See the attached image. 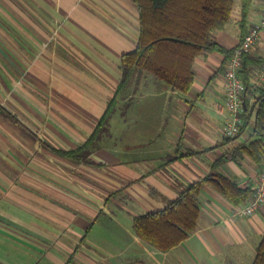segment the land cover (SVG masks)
<instances>
[{
    "label": "crops",
    "instance_id": "0c3cea01",
    "mask_svg": "<svg viewBox=\"0 0 264 264\" xmlns=\"http://www.w3.org/2000/svg\"><path fill=\"white\" fill-rule=\"evenodd\" d=\"M139 18L134 0H0V236L52 264H252L264 204L236 216L239 206L207 179L253 189L264 165L233 155L254 136L264 31L246 56L257 65L236 138L225 133L224 93L226 53L264 18V0L245 23L235 0L230 22L215 32L226 53L198 57L185 93L151 75L136 94L118 93ZM128 98L125 108L111 107ZM107 110L88 159L63 155L86 145ZM197 182L200 213L186 239L164 252L136 235L135 217L163 211Z\"/></svg>",
    "mask_w": 264,
    "mask_h": 264
},
{
    "label": "trees",
    "instance_id": "16d2710c",
    "mask_svg": "<svg viewBox=\"0 0 264 264\" xmlns=\"http://www.w3.org/2000/svg\"><path fill=\"white\" fill-rule=\"evenodd\" d=\"M134 1L139 11L140 35L135 50L122 56V77L118 93L131 90L136 94L145 75H151L181 92H188L196 77L195 60L214 51L226 53L216 41L215 32L224 29L230 22L235 0ZM255 1L257 0H240L244 23ZM230 53L231 51L226 53V59ZM253 65L257 64L245 57L240 71L245 94L250 89ZM257 105L254 136L239 145L233 151V155L246 154L254 162L262 163L264 161V94L257 101ZM110 112L107 110L86 145L76 151L65 152L63 155L74 160L86 161L92 144L106 131ZM242 119L246 120L245 115H242ZM244 126L242 123L239 134ZM207 180L211 181L235 206L247 204L253 195V189H241L234 181L221 175L211 174ZM201 186L202 182L194 183L163 211L135 217L133 229L136 235L152 247L164 252L186 239L195 230L199 218L198 196ZM252 264H264V237Z\"/></svg>",
    "mask_w": 264,
    "mask_h": 264
},
{
    "label": "built area",
    "instance_id": "2783aa9c",
    "mask_svg": "<svg viewBox=\"0 0 264 264\" xmlns=\"http://www.w3.org/2000/svg\"><path fill=\"white\" fill-rule=\"evenodd\" d=\"M264 31V18L253 24L242 37L239 44L231 51L225 63V101L230 113V120L226 127V135L230 138L240 133L242 115L245 113V85L240 78V71L245 57L253 49L254 45ZM264 204V165L261 168L257 183L253 188V195L250 201L239 206L235 215L239 217H251Z\"/></svg>",
    "mask_w": 264,
    "mask_h": 264
},
{
    "label": "rangeland",
    "instance_id": "374dc122",
    "mask_svg": "<svg viewBox=\"0 0 264 264\" xmlns=\"http://www.w3.org/2000/svg\"><path fill=\"white\" fill-rule=\"evenodd\" d=\"M130 94H132V92ZM122 96L123 94L120 95V99L122 98ZM131 100H132L131 98H128L126 99L125 102L115 101L111 107L116 108L120 106L122 108H125V106H127V104ZM5 241H9V237L5 239L0 236V264H52V263H48L43 258V254L41 252L31 251L26 246L20 244L14 246L13 248L12 246L6 244ZM125 264H135V263H125Z\"/></svg>",
    "mask_w": 264,
    "mask_h": 264
}]
</instances>
